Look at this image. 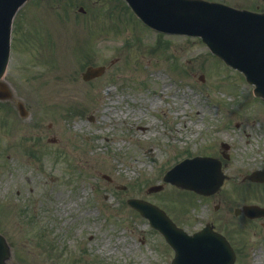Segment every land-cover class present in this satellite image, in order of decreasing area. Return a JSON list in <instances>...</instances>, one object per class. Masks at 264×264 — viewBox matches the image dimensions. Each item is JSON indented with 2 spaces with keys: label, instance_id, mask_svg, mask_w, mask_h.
Returning <instances> with one entry per match:
<instances>
[{
  "label": "rangeland",
  "instance_id": "rangeland-1",
  "mask_svg": "<svg viewBox=\"0 0 264 264\" xmlns=\"http://www.w3.org/2000/svg\"><path fill=\"white\" fill-rule=\"evenodd\" d=\"M223 1L264 9V0ZM17 20L15 32L24 35L17 39L21 51L12 57L11 78L32 115L0 122V151L15 140L20 149L6 147L18 153L8 161L0 153V230L14 262L171 264L172 249L160 232L120 200L138 196L158 202L186 227L212 221L240 251L238 264H264V219L234 212L244 202L264 206V185L243 179L264 168V101L241 72L214 58L196 37L161 35L165 50L152 48L157 32L124 0H32ZM88 62L106 64L108 71L85 81ZM164 110L174 111L163 116ZM120 132L132 142L120 140ZM38 133L54 139L41 159L25 146ZM144 133L150 135L146 143L133 138ZM187 152L222 159V188L198 198L162 180L161 172L195 155L172 162ZM148 181L162 188L146 190ZM4 198L13 199L4 205ZM88 234L94 240L79 252L78 241ZM41 237L55 249L39 246Z\"/></svg>",
  "mask_w": 264,
  "mask_h": 264
},
{
  "label": "water",
  "instance_id": "water-1",
  "mask_svg": "<svg viewBox=\"0 0 264 264\" xmlns=\"http://www.w3.org/2000/svg\"><path fill=\"white\" fill-rule=\"evenodd\" d=\"M25 0H0V77L7 66L10 53L11 20ZM136 12L158 28L178 30L201 35L219 56L242 70L249 82L256 85L255 92L264 98V13L240 10L201 0H128ZM104 67H88L85 79L101 74ZM22 109V107H21ZM188 161V160H187ZM185 177L176 182L197 191L211 193L223 182L215 158H195L185 167ZM264 179V171H258ZM182 174V172H181ZM150 218L167 240L175 247L173 264H232L233 256L220 246L214 234L206 227L203 232L189 236L176 227L170 217L158 206L141 201L133 202ZM259 212V208L255 207ZM228 243V242H227ZM222 250L219 259L215 254ZM10 249L0 234V264H8Z\"/></svg>",
  "mask_w": 264,
  "mask_h": 264
},
{
  "label": "flooded vegetation",
  "instance_id": "flooded-vegetation-1",
  "mask_svg": "<svg viewBox=\"0 0 264 264\" xmlns=\"http://www.w3.org/2000/svg\"><path fill=\"white\" fill-rule=\"evenodd\" d=\"M14 72V70H13ZM17 103H18V98L16 96H13L11 99H0V113L1 115L6 118V117H13L16 113H17ZM12 106V108L10 107ZM18 144H15L16 148H14L15 150H17L18 152H20V149L18 147ZM27 145V143H26ZM25 145V146H26ZM41 150V149H40ZM41 154H45L46 153V149H42L40 151ZM15 155H17L18 153H14ZM175 221L177 223V225L181 226V227H186L187 225L182 224L180 222V218L179 216L178 217H175ZM188 224V223H187ZM187 231H189L190 233H193L195 232L197 229H191L190 227H186Z\"/></svg>",
  "mask_w": 264,
  "mask_h": 264
},
{
  "label": "bare ground",
  "instance_id": "bare-ground-1",
  "mask_svg": "<svg viewBox=\"0 0 264 264\" xmlns=\"http://www.w3.org/2000/svg\"><path fill=\"white\" fill-rule=\"evenodd\" d=\"M157 102H158L157 99H155V98L151 99V103H152L153 105L156 104ZM138 138H140V140L144 141L145 136H144V137H138ZM85 155H86V156H85V161L88 162V161L90 160V157H89L88 154H85ZM97 156H99V155H95V157H97ZM259 257H260V254L257 255V258H259Z\"/></svg>",
  "mask_w": 264,
  "mask_h": 264
}]
</instances>
